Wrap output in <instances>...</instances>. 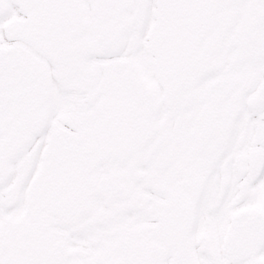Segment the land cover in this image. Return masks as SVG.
Here are the masks:
<instances>
[{
	"label": "snow or ice",
	"instance_id": "6c2138e0",
	"mask_svg": "<svg viewBox=\"0 0 264 264\" xmlns=\"http://www.w3.org/2000/svg\"><path fill=\"white\" fill-rule=\"evenodd\" d=\"M0 264H264V0H0Z\"/></svg>",
	"mask_w": 264,
	"mask_h": 264
}]
</instances>
